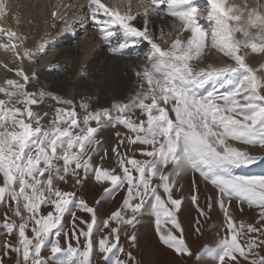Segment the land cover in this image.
Returning a JSON list of instances; mask_svg holds the SVG:
<instances>
[{
	"label": "snow or ice",
	"instance_id": "6c2138e0",
	"mask_svg": "<svg viewBox=\"0 0 264 264\" xmlns=\"http://www.w3.org/2000/svg\"><path fill=\"white\" fill-rule=\"evenodd\" d=\"M261 3L264 0H258L255 8L247 10L245 20L242 19L243 11L228 0H204L203 4L198 0H140L142 12L138 10L136 14H132L130 8L122 13L117 6L88 0L90 17L99 26V35L110 45L112 53L124 55V49L145 42L148 49L143 56L145 67L133 69L137 84L135 92L127 102H113L111 108L92 111L82 101L80 114L74 106L70 111L57 107L54 118L44 124L42 120L48 113L41 116L33 111V105L42 103L45 97L57 104L73 105V101L43 90L38 95L26 91L29 76L21 69H10L23 83L6 79L5 86H0V94L5 97L0 99V204L8 208L0 228L5 237L15 238L14 241L5 239L2 256L11 259L14 253L15 264H92L94 210L83 200L79 202L81 210L92 214V222L81 221L87 230L81 229L79 233L73 222L69 237L64 232L62 217L70 211L75 193L54 187V181L66 183L67 177L71 176L79 185L89 173H94L96 181L108 180L114 190L127 185L121 209L111 216L118 227L111 228L110 235L98 241V250L106 261L136 264L131 253H125L119 245V226L134 228L146 205L155 217L160 243L179 257H190L191 249L175 215L182 201L173 199L171 192L177 177L198 173L217 190L215 202L223 212L225 234L214 246H205L197 254V260L207 257L213 264H232L234 261L239 264L237 258L240 257L247 264H264V255L257 251L264 249V239H261L264 226L257 228L243 222L237 226L229 208L232 200L246 204L259 210L257 223L264 222V176H245L236 171L264 162V157L229 143L264 149V94L261 91L264 75H257L258 71L264 70V65L254 69L246 63L249 50L253 54H264ZM4 11V5L0 4V13ZM141 15L143 27L139 28L131 22ZM52 16L56 18L57 12L53 11ZM153 16L171 17L179 33H189L187 39L181 40L177 35L168 47L162 48L157 40L163 39V29L158 37L152 27ZM0 32L4 30L0 29ZM117 32V42L112 44L109 37L116 36ZM168 35L171 36V32ZM3 38L9 43H0V49L14 54L16 44L12 41L23 43L24 40L11 30L4 32ZM206 47L233 61L234 66L196 70L190 62L201 58ZM43 49V44L38 46L39 51ZM32 55L34 53L25 50V58ZM15 58L19 60L20 56L17 54ZM225 75L230 77L231 91L222 96L199 91L209 81ZM137 110L143 119H133ZM113 113H116L115 118ZM101 121H104L103 125ZM93 122L96 127L91 126ZM118 125L134 136L121 137L119 132L115 133L118 145L112 152L119 156V146L138 144L145 147L135 151L147 158L121 157L119 165L123 175L92 164V155L100 151L101 141L97 134L101 127L116 128ZM147 146H151V150ZM193 190H197L195 181ZM105 192L111 195L108 189ZM191 199L198 207L197 195H192ZM48 205L54 211L44 214L42 208ZM211 207L209 198V210ZM124 211L130 212L131 216L125 218L121 214ZM198 211L201 216L205 215L203 209L198 207ZM162 217L167 218L165 223H170L171 229L161 227ZM104 227H109V221H104ZM173 229L180 235H175ZM62 233L68 241L66 248L56 239ZM253 233L256 235H251ZM125 235L134 245L135 234L126 231ZM80 237H84L83 242ZM110 237L115 242L110 243ZM244 237L247 239L241 243ZM73 239L76 240L75 247L70 242ZM45 248L50 252L46 259L42 257ZM122 253L127 259L119 258ZM0 264H4L2 257Z\"/></svg>",
	"mask_w": 264,
	"mask_h": 264
},
{
	"label": "bare ground",
	"instance_id": "6f19581e",
	"mask_svg": "<svg viewBox=\"0 0 264 264\" xmlns=\"http://www.w3.org/2000/svg\"><path fill=\"white\" fill-rule=\"evenodd\" d=\"M101 3L109 7L117 6L122 13L129 11V8L132 14H136L138 10L142 12L140 0H101ZM0 4L5 8L4 13H0V29L4 32L15 31L24 37L23 43L19 40L12 41L16 44L15 54L0 49V86H5L6 79L23 83L15 75V71H10L21 69L30 78V82L25 85L26 91H34L35 85H39L37 93L42 90L47 93L55 91L64 100L73 101L78 110L82 101L91 110L101 109L103 106H111L113 101L123 100L133 92L136 85L133 69L145 67L142 57L148 50L146 42L124 49V55L112 53L110 45L99 35V26L90 17L88 0H0ZM53 11L57 12L56 18L52 16ZM99 18L103 19L102 16ZM151 19L154 31L160 29V25L173 23L171 17L161 19L153 16ZM131 23L142 28L143 16ZM4 32H0V43H9L3 38ZM118 36L117 32L116 36L109 37L112 44L117 42ZM41 44L44 45L43 51L38 50ZM25 50L34 55L25 58ZM17 54L20 56L19 60L15 58ZM49 104L55 106L56 101L51 99ZM109 131L106 132L110 133ZM70 178L72 177L69 176ZM178 211L176 217L180 220L186 244L194 249L198 243L194 241L190 202L182 200ZM149 212L151 211H143L144 214ZM122 215L127 218L130 212L124 211ZM151 216L150 224L146 221L138 229L134 245L130 244L125 235L121 246L125 253H131L136 264H174L176 254L174 256L160 243L155 217L153 214ZM166 219L161 218V227L171 229V224L165 223ZM173 232L180 235L174 229ZM127 233L131 234L132 230H127ZM119 258L127 259L123 253L119 254ZM207 261V257L202 259V263Z\"/></svg>",
	"mask_w": 264,
	"mask_h": 264
},
{
	"label": "rangeland",
	"instance_id": "374dc122",
	"mask_svg": "<svg viewBox=\"0 0 264 264\" xmlns=\"http://www.w3.org/2000/svg\"><path fill=\"white\" fill-rule=\"evenodd\" d=\"M198 2L203 4L204 0H198ZM228 3L236 6L238 9H241L243 11L242 19L246 20L247 10L255 8L256 4L258 3V0H228ZM259 11L261 13H264V3H261V7L259 8ZM201 23L203 24L204 21H201ZM161 28L163 29V33H164L163 39H158L157 42L160 44L162 48L168 47L171 44L172 39L176 38L177 35H179L181 40H186L189 35V33L187 32L179 33L178 29L174 28L173 23H168L167 25H160V29L155 31L158 37L160 35ZM208 31L210 33V28L208 29ZM170 32H171V36L168 35ZM142 62H144L145 64V60L143 59V57H142ZM190 63L195 67L196 70L221 69L225 67L234 66L233 61L224 57L221 53L210 47H206L204 49L201 58L195 61H191ZM246 63L254 69H260V66L264 65V54H253L249 50V54L246 58ZM257 75H264V70L258 71ZM229 80H230L229 76L227 75L221 76L217 79L209 81L199 91L203 94H207V92L211 91L215 95L222 96L225 93L231 91L232 89V85L229 83ZM35 87L36 90L34 91L31 90L30 93H36L38 95L39 92L37 93V91L40 90V87L39 85L37 86L35 85ZM136 88H137V84L135 85V88H133L134 90L131 94L135 92ZM261 91L262 94H264V89H262ZM49 93L54 94L64 100V98L61 97L55 91H50ZM130 95H128L123 100L119 99L118 101H113V102H127ZM0 99H5V97L1 95ZM50 100H51L50 97H45L42 103L32 106L33 111L40 113L41 116H44V113H48V116H46L47 119L42 120V123L44 124H48L49 121H51L54 118L55 109L57 107L70 111L74 106V105H64L57 103L55 106H52V104H49ZM105 108H111V106L108 107L103 106L101 109H105ZM75 111L78 114H80L82 110L81 108L78 110L75 107ZM115 116L116 113H113V118H115ZM133 119L136 120L143 119V117H141L139 114V110L136 111ZM101 124L103 125L104 121H101ZM91 126L96 127V124L93 122ZM108 130H110L109 131L110 133L106 132ZM117 132L121 134V137H126L128 135L134 136V134L130 133L128 129L120 125H118L116 128L101 127L100 131L97 134V139L101 141L100 151L98 154L92 155V164L98 165L102 169L113 170V174L123 175L119 165V160L121 159V157L133 158L136 160H143L147 158L141 156L139 154V151H135L137 149L145 147L143 145H138V144L137 145L125 144L123 146H119L118 147V152L120 153L119 156L116 153H113L112 148L118 145V137L115 135V133ZM229 143L240 150H247L252 155H255L257 157H264V149H261L259 146L256 147L246 146L239 144L238 142H229ZM147 147L148 150H151V146H147ZM89 155H91V149H89ZM101 157H103V159H101ZM125 166L131 168L130 165L126 164ZM236 171L238 174L245 176H264V162H258L248 167L237 169ZM193 181H195V185L197 189L195 192L193 190ZM0 183H2V178H0ZM54 187H58L60 190L65 192L75 193V196L72 198L73 202L69 205L70 211L65 213V215L62 217L64 232H67L69 234V237L71 236V232L73 230V222L76 225L77 233H79V230L81 229L85 231L87 230L86 225L81 223V221L92 222V214H89L88 212L81 210V208L78 206L79 202L83 200L88 207L93 208L96 217V224L94 225L93 234L91 236V240L93 241V245H94L93 252L91 254L92 264H108V261H106L103 258V256H101L102 253H100L98 250V241L105 236H109L111 228L118 227L117 223L111 219V216L112 213L116 212L118 209H121L123 200L127 195L126 192L127 185H125L124 188L114 190L113 185L110 183V181L108 180L96 181L94 178V173H89L88 178L84 179L82 183L79 185L75 184L73 178L69 179V177H67L66 183L59 180L54 181ZM105 189H108L111 195L106 194ZM160 191L162 193V189ZM194 194L197 195L198 197L199 209H203L205 212V215L203 216L200 215L197 205H194L192 202L191 197ZM217 195H218L217 190L210 183L203 181L198 173L195 174V176H193L192 173H188L181 177H177V183L173 187L171 196L173 199H180L181 201L186 199L190 202V206L193 210L192 226L195 233L194 241L196 242V244L198 243V246L194 249H191L187 245L192 252V256L190 257H179L177 255L175 256V253L166 247V249H168L169 252H172L173 255L175 256L174 264H213V262L210 259H208L207 262L202 263V259L197 260L196 257L197 254L200 253L205 246H209V247L214 246L217 240L220 237L224 236L225 234L223 212L215 202ZM164 198L167 199V197ZM209 198H211V202H212V207L210 210H209ZM229 208H230V214L233 217L234 221L236 222L237 226L241 222H243L245 225H253L257 228L264 226V222L257 223L258 211H259L258 209L249 208L246 204L240 205L235 200L231 201ZM145 210L151 211L150 207H148L147 205L145 206V209L143 211L145 212ZM42 211L44 214H47L49 211H54V209H52L51 205H48V206H44L42 208ZM6 212H8V208L5 205L0 204V223L3 222V217ZM121 214H123V212ZM151 215H152L151 212H149V214L146 213L141 214L142 216L141 218L139 215L138 222L135 224L134 228L129 227L127 225H120L119 245L121 246L122 243L124 244V236L127 230L131 229L132 230L131 234L136 233L135 234L136 236L138 229L141 228L143 225H145L146 221H148V224H150L152 218ZM175 215L177 216L178 213L176 212ZM129 216H131V213ZM178 219L179 218H177V220ZM106 220L109 221V227L107 228L104 227V221ZM16 222L19 223V220L17 219ZM178 222H180V220H178ZM0 231H1L0 257L3 258L4 264H15L16 257L14 253L11 254V259H9V257L2 256L3 253L2 246L5 239H8L9 241H14L15 238L11 236L5 237L2 234L3 233L2 228H0ZM27 234L30 236L31 232L29 231ZM251 235L255 236L256 234L253 233ZM56 239L59 240L62 247L65 248L67 247L68 241L65 239L63 233L60 237H57ZM246 239L247 237H244L241 240V243H243L244 240ZM261 239H264V237H261ZM80 240L81 242H83L84 237H80ZM70 242L73 247L76 246V240L73 239ZM111 242H115V240L114 238L110 237V243ZM257 251H259L261 255H264V249H257ZM49 255L50 252L48 248L42 250L43 258L46 259ZM237 259L239 261V264H247V261H245L243 258L238 257ZM232 264H236V262L234 261L232 262Z\"/></svg>",
	"mask_w": 264,
	"mask_h": 264
}]
</instances>
